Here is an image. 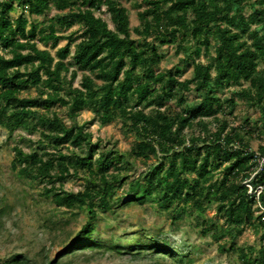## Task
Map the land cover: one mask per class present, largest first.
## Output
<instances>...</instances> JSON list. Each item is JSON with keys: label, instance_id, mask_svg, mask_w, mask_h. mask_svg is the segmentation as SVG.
<instances>
[{"label": "trees", "instance_id": "obj_1", "mask_svg": "<svg viewBox=\"0 0 264 264\" xmlns=\"http://www.w3.org/2000/svg\"><path fill=\"white\" fill-rule=\"evenodd\" d=\"M103 5L114 28L96 13ZM137 6L142 9L140 24L132 29L129 10L119 0H0V124L10 131L40 129L54 148L40 152L15 146L13 165L21 176L49 184L44 192L58 206L85 208L88 215L71 243L44 264H62L66 255L80 249L107 246L121 251L119 244L93 238L98 210L153 197L164 209H174L173 223L181 205L205 213L215 203L224 224L207 219L203 232L215 229L218 237L228 235L241 264H264V231L256 255L254 246L236 242L246 226L264 228V162L256 159L264 156V144L258 150L250 146L249 130L230 125L227 106L217 95V90L235 86L264 124V0H142ZM17 7L21 13L12 18L9 13ZM53 7L66 11L53 22L67 27L79 23L82 36H61L54 24L49 30L40 28L25 15L27 11L43 16ZM62 39L68 42L59 47ZM213 39L215 54L207 62L194 61L190 79L182 80L172 68L157 70L162 59L159 45L177 43V50L193 59L203 47L209 50ZM39 43L57 48L56 54ZM80 71L81 83L75 86ZM30 84L39 88L38 95H23ZM192 91L200 99L188 103L186 93ZM231 99L226 102L233 108L236 101ZM173 100L180 108L168 104ZM57 104L68 107L71 124L52 110ZM83 109L93 110L102 124L121 120L136 135L133 149L104 150L96 157L92 132L76 120ZM63 146L74 149L66 154ZM152 156L167 159L168 166L152 163L133 180L123 172L129 157L148 161ZM72 169L84 174V190L64 189ZM219 169L222 176L216 178ZM125 183L130 198H119L115 204L117 188ZM140 247L179 257L164 245ZM9 264L33 263L17 254Z\"/></svg>", "mask_w": 264, "mask_h": 264}, {"label": "rangeland", "instance_id": "obj_2", "mask_svg": "<svg viewBox=\"0 0 264 264\" xmlns=\"http://www.w3.org/2000/svg\"><path fill=\"white\" fill-rule=\"evenodd\" d=\"M129 10L131 28L139 26L140 20L137 4L142 0H119ZM257 6H260L257 4ZM251 10L247 3L246 12ZM56 7L51 8L43 16L25 15L31 21L38 22L40 28H47L55 25L57 34L67 36L73 34L76 37L82 36V27L79 23L71 27L53 22L52 18L57 14H63ZM21 13V7L11 11L9 15L16 18ZM97 15L107 20L112 28L111 15L107 7L103 5L102 11L96 10ZM138 42H141L139 35H133ZM80 40V39H79ZM67 39L60 41L59 47L64 46ZM190 46L191 43L186 42ZM192 46V45H191ZM216 42L213 39L209 50L204 47L200 54H194L189 59L187 51H178V44L159 45V52L162 56L157 67L158 71L174 69L180 73V78L190 79L193 76L194 61L207 62L209 57L215 54ZM40 48H51L39 43ZM192 48V47H191ZM74 49V47H73ZM56 54L57 48H51ZM189 49L188 52H191ZM76 68L75 66L72 69ZM215 74V71H213ZM83 72L80 71L74 81L75 86H80ZM248 86V83L244 84ZM39 88L30 84L23 95L36 96ZM217 95L222 98L227 106L230 125L234 128L245 127L249 130L247 139L254 150H258L264 144V124L260 121L259 111L249 105L244 96L237 92L235 86L227 89L217 90ZM188 103L200 99L197 92L186 93ZM236 101V106L231 108L227 100ZM229 103V104H228ZM169 105L180 108L177 101H169ZM151 108V107H150ZM149 108V109H150ZM147 109V110H149ZM58 112L67 124H71L72 118L68 114V107L59 104L52 107ZM44 111V110H43ZM229 112H232L229 114ZM219 117L225 115L219 114ZM214 120V117L208 118ZM79 125H85L86 130L92 132V142L98 144L96 157L104 150H120L130 152L133 149L136 135L125 128L122 121L117 119L108 124H102L99 117L91 109H83L76 117ZM215 128V125H212ZM40 129L30 132L25 128H18L10 131L0 124V264H9L17 254L23 255L30 263L44 264L48 259L53 258L65 245L71 243L76 234L83 229L87 222L86 209L76 207L68 209L58 206L55 201L45 194V187L50 186L46 182H39L34 177L21 176L19 167H14L15 146H20L26 151L45 150L51 151L54 148L43 139ZM43 140V142H42ZM69 146V145H66ZM63 146V151L69 154L73 151ZM78 152L80 149L77 150ZM163 161L168 166L167 159L159 156H152L148 161L142 158L129 157L128 162L122 164L123 172L130 176V180L137 179L152 163ZM115 170V169H114ZM216 178L222 176L221 170H216ZM58 186L60 182L56 183ZM86 178L83 173H75L72 169L71 175L64 181L63 187L67 191L84 190ZM128 183L117 188L114 202L120 198L122 202L130 198L127 192ZM181 209V210H180ZM174 209H164L160 206L155 197L145 199L142 203L126 205H114V209L98 210V217L94 222L95 230L93 238L99 239L106 245H121V251L109 247L86 248L76 250L62 259V264H241L238 254L232 252L230 237L223 235L218 237L215 229L207 234L203 232L205 220L211 219L217 224H224L221 215L217 212L216 204L209 205L205 213L192 209L190 204L181 205L178 208L175 223L171 221ZM226 225V224H225ZM227 226V225H226ZM264 228L258 230L246 226L243 232L238 235L236 242L239 246H254L256 255L261 247V239ZM155 243L164 245L178 254V258L157 252L155 249H142L141 244ZM131 247L137 249L132 250Z\"/></svg>", "mask_w": 264, "mask_h": 264}, {"label": "built area", "instance_id": "obj_3", "mask_svg": "<svg viewBox=\"0 0 264 264\" xmlns=\"http://www.w3.org/2000/svg\"><path fill=\"white\" fill-rule=\"evenodd\" d=\"M256 159L258 160V162H259L260 164H262V163L264 162V156L256 155ZM261 189H262V186H260V187L258 188L259 192L261 191Z\"/></svg>", "mask_w": 264, "mask_h": 264}]
</instances>
